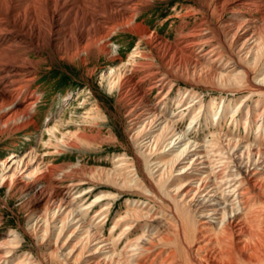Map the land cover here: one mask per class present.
I'll list each match as a JSON object with an SVG mask.
<instances>
[{"label": "bare ground", "instance_id": "obj_1", "mask_svg": "<svg viewBox=\"0 0 264 264\" xmlns=\"http://www.w3.org/2000/svg\"><path fill=\"white\" fill-rule=\"evenodd\" d=\"M151 2L0 0V133L10 136L36 126L37 96L31 85L40 59L30 58L29 51L78 58L113 56L108 39L122 31L142 39L166 72L220 84L248 78L249 92L264 94V0H200L198 8L185 14L204 9L211 15L219 5L232 18L220 20L217 30H211L204 17L172 42L149 35L144 19L137 20ZM209 2L214 3L211 9ZM255 9H259L260 26L247 12ZM215 33L221 36L219 41ZM225 37L232 51L228 59L219 51ZM249 65L257 69L251 71ZM125 66H114L105 79L118 90L138 156L117 155L111 168L59 166L24 182L25 228L39 245L48 246L47 253L42 259L31 252L16 256L21 236L12 230L0 237V264H184L179 250L189 264H264V100L248 107L246 95L227 109L223 98L206 104L195 97L185 100L180 94L177 104L182 107L169 114L161 98L151 105L142 100ZM145 67L147 72L139 78L148 79L145 91L155 87L161 91L167 84L165 75ZM237 113L240 119L234 121L241 120L244 127L254 123L255 143L220 136L217 131L202 140L190 135L199 115L213 124ZM185 116L189 122L181 129L178 122ZM87 140L94 139L87 136ZM34 155L35 150H30L26 163ZM39 159L37 170L42 167ZM140 162L145 169L142 175ZM87 182L138 191L161 208L149 199L127 198L124 213L105 236L102 226L110 201H102L116 194L102 191L82 202L91 192L84 187ZM135 230L139 233L130 237ZM190 233L195 238L192 245L185 242Z\"/></svg>", "mask_w": 264, "mask_h": 264}, {"label": "rangeland", "instance_id": "obj_2", "mask_svg": "<svg viewBox=\"0 0 264 264\" xmlns=\"http://www.w3.org/2000/svg\"><path fill=\"white\" fill-rule=\"evenodd\" d=\"M151 3L148 8L140 12L137 20L144 19V24L149 28V35L154 34L170 42L174 41L180 32L186 31L204 17L208 18L211 30H217L220 20L232 18L230 11L219 5L211 15L204 9L198 13L185 14L189 9L198 8L200 0H152ZM212 4L214 3L208 4L210 9ZM247 12L260 26L259 9ZM244 16L245 14H242L240 17ZM220 38L221 36L215 33V41H219ZM223 39L224 44H220L219 51L223 59H228L232 51L229 50L227 38ZM139 40L143 43H140L135 53L134 49ZM144 43L137 35L122 31L114 33L108 39V48L115 54L113 56L102 53L97 58L86 57L87 55L78 58L68 55L53 56L45 51L40 54L35 51L28 52L30 58L40 59L34 74L35 80L31 85V89L37 96L35 106L37 113L34 115L36 126H30L27 130L10 136L0 133V237L12 230H18L21 240L16 249V256L31 252L33 256L42 259L48 249L46 245H39L25 228L28 204L23 201L21 187L24 182H31L39 175L48 174L53 168L59 166L76 164L86 169L111 168L117 155L127 154L130 159L138 156L137 149L130 139L123 108L118 102V90L116 86L108 84L105 79L114 66L124 63L125 73L133 75L132 82L135 83V89L141 92L142 100L151 105L161 98V104H165V111L169 114L177 113L182 107L177 104L180 94L185 96V100L195 97L194 100L200 98L206 104L211 101L218 102L223 98L229 106L227 109L246 95L248 98L245 100V106L248 107L255 106L257 99L264 100L263 93L249 92L252 86L247 81L248 78H239L230 84H220L217 80L197 81L185 75L176 76L166 72L157 56H154L155 53ZM145 66L158 74L165 75L167 84L161 91H158V87L145 91L149 86L148 79L139 81V78L147 72ZM249 68L251 71L257 69L255 65H249ZM253 115L252 119L255 113ZM225 117L219 123L210 124L209 119L205 122L203 116L199 115L197 122L193 123L194 128L190 135L202 140L211 137L210 131H217L216 133L220 136L255 143L253 122L246 128L241 120L234 121L235 118L240 119L238 113L234 118L229 114ZM188 122L189 117L185 116L178 122V127L182 129L188 125ZM55 125L56 128L53 129ZM52 129L55 135L51 132ZM87 136H92L94 140H87ZM30 150H35V155L29 163H26L29 160ZM36 158H40L38 161L42 166L41 170L36 168ZM18 161L20 163L17 166ZM139 167L141 169L139 174H144L142 162ZM84 187L91 190L81 199L85 203L102 191L116 194L111 200L102 201V203L110 201V208L102 226V233L105 236L113 221L124 213L127 198L146 200V197L138 191L116 189L108 183L87 182ZM148 201L155 207L161 208L152 199ZM98 206V204L95 205L92 210L97 209ZM138 233L139 231L135 230L130 237ZM194 241L195 238L191 233L185 238V242L189 245H192ZM178 254L184 264H189L185 261L184 252L179 250Z\"/></svg>", "mask_w": 264, "mask_h": 264}]
</instances>
